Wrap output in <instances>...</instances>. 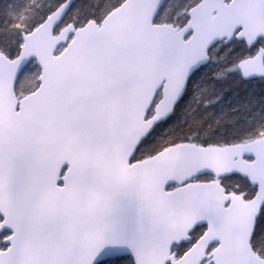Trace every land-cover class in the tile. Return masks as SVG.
Listing matches in <instances>:
<instances>
[{"label": "snow or ice", "instance_id": "1", "mask_svg": "<svg viewBox=\"0 0 264 264\" xmlns=\"http://www.w3.org/2000/svg\"><path fill=\"white\" fill-rule=\"evenodd\" d=\"M0 264H264V0H0Z\"/></svg>", "mask_w": 264, "mask_h": 264}]
</instances>
